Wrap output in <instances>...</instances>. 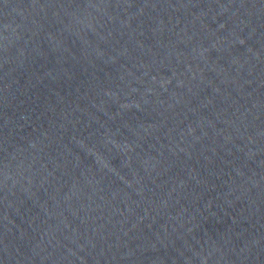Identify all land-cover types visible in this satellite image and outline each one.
<instances>
[{
	"label": "water",
	"instance_id": "1",
	"mask_svg": "<svg viewBox=\"0 0 264 264\" xmlns=\"http://www.w3.org/2000/svg\"><path fill=\"white\" fill-rule=\"evenodd\" d=\"M0 264H264V0H0Z\"/></svg>",
	"mask_w": 264,
	"mask_h": 264
}]
</instances>
